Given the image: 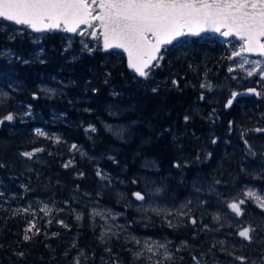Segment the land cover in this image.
Returning <instances> with one entry per match:
<instances>
[{
    "label": "trees",
    "instance_id": "obj_1",
    "mask_svg": "<svg viewBox=\"0 0 264 264\" xmlns=\"http://www.w3.org/2000/svg\"><path fill=\"white\" fill-rule=\"evenodd\" d=\"M23 31L22 49L27 53H22L20 46L17 52L16 41H9L0 32V48L7 45L23 56L22 61H29L11 63L0 58V91L10 93L7 104L0 106V115L7 111L18 113L13 123L0 126V163L5 165L0 168V192L4 193L0 197V264H70L62 238L71 242L75 235L82 250L95 245L89 239L90 209L95 205L118 204L117 193H110L111 189L125 188L126 196L132 198V192L143 191L142 184L147 181L154 189L162 188L160 197L172 203L174 200L182 204L189 199L195 202L197 196L208 201L210 208H201L205 212L203 221H210L211 214L218 209L226 223L218 236H226L224 232L232 220L226 215L233 214L224 201L242 195L246 187L264 189V180L255 178L264 174V157L259 154L264 150V135L246 136L258 153L256 157L245 154L240 139L242 128L255 126L258 117L264 116V98L241 99L228 111L224 104L229 89L216 87L212 97L199 99L201 92H206L199 87L201 82L224 81L221 76L226 75L229 65L225 59L229 55L227 45L208 35L187 38L186 42L170 46L162 67L155 70L152 79L143 81L127 69L121 53L64 51L67 42L77 47L81 38L63 32L29 35L28 30ZM34 39L41 41L37 49L43 52L36 59L28 58ZM172 79L178 81L179 87L171 84ZM10 84L17 90L12 91ZM45 86L51 87L54 94L45 93ZM156 86L159 89L153 93L151 89ZM93 88L98 91L93 93ZM113 92L118 95H112ZM211 98L217 99V108L221 110L212 124L199 120V116L206 118L214 106ZM28 105L31 115H24ZM185 115L190 117L187 124ZM229 121L233 122L231 131L226 127ZM89 125L97 131L85 133L84 128ZM36 129L43 130L48 138L36 136ZM118 130H122L119 136L115 134ZM198 134L201 136L197 137ZM222 134L227 144L223 143ZM55 135L60 143L52 139ZM213 138H217L216 144L212 143ZM73 143L79 151L69 150ZM35 148L45 151L32 160L19 156L20 152ZM81 152L85 155L81 156ZM208 153L212 154L209 159ZM67 159L74 164L64 169L62 165ZM177 162L180 168L173 167ZM97 167L111 177L110 183L96 176ZM133 180L137 183L133 184ZM216 180L221 183L215 184ZM22 184L29 190L21 188ZM194 184L204 191L196 193ZM210 185L222 193V200L208 191ZM37 200L53 207L51 216L42 219L44 214L37 208ZM250 203L245 205L248 216ZM29 205L37 214L40 234L25 243L23 229L33 217L13 215V210ZM75 208L83 216L80 221L68 212ZM255 212L264 221V213L258 209ZM48 219L51 224H45ZM245 219L249 221V217ZM57 220L69 227H61ZM18 252L24 256L19 257ZM183 257L181 264L188 263L190 254L184 253Z\"/></svg>",
    "mask_w": 264,
    "mask_h": 264
},
{
    "label": "snow or ice",
    "instance_id": "obj_2",
    "mask_svg": "<svg viewBox=\"0 0 264 264\" xmlns=\"http://www.w3.org/2000/svg\"><path fill=\"white\" fill-rule=\"evenodd\" d=\"M9 25L14 27H8ZM23 30H28L31 33L44 34L53 31L67 33L70 36H79L83 50L89 54L102 51L105 53L117 50V53H122L127 61V68L134 73L135 77L149 81L153 78L156 69L162 67V62L165 59V53L169 50V46H175L181 42H186L187 38L202 37L206 34H214L223 39L226 45H230L228 49L230 54L225 57L230 64L228 73L232 74L237 71L242 72L243 78L258 77L256 83L259 87H247L242 93L233 90L224 104L225 109L233 106L238 96L247 94L255 96L258 99L264 98V0H0V32H3L9 41L16 38L15 34H23ZM89 41L92 43L90 44ZM235 41L236 43H233ZM70 46V45H69ZM67 51V48L65 49ZM255 57V58H253ZM0 58L12 60L19 59L8 48H0ZM27 64L29 61L24 60ZM44 63V60H40ZM207 75V73H205ZM106 76H110L107 73ZM241 77L231 75V80H238ZM108 83V79L104 80ZM173 86L179 87L176 79L171 80ZM12 91H16L14 85H9ZM199 87L208 92L213 90L211 82H201ZM159 86L153 87L151 90L156 93ZM43 91L52 93L53 89H42ZM93 93L98 89L93 88ZM112 95H118L113 92ZM33 94V99H36ZM204 92H201L199 99L205 100ZM10 99V93L0 91V106L7 104ZM28 111L24 115H31V105H28ZM90 111V109H85ZM215 109L209 114L208 119L212 120L215 116ZM115 115V113H110ZM18 113L7 111L0 115V126L6 122L13 123L17 118ZM190 117L184 116V122L187 124ZM229 131L232 130L233 122H228ZM111 131V127L109 126ZM86 132L95 133V126L89 125ZM264 133V127H254L252 129L241 132L240 139L243 142L245 154L251 157L257 156V151L246 138L248 132ZM122 130L115 132L117 136L121 135ZM35 135L38 137H47L43 130L36 129ZM55 143H60L59 138H52ZM212 143L216 144L217 139L213 138ZM70 151H79L78 145L73 143ZM43 148H35L31 151H23L19 153L20 157L27 160H32L37 153L44 152ZM51 155V153H49ZM81 156L85 153L81 152ZM264 157V150L259 153ZM211 153L208 157L211 158ZM115 162L113 157H108ZM199 159V156L197 157ZM74 161L72 159L63 163L65 169L72 167ZM5 165L0 163V168ZM173 167L180 168L179 162L174 163ZM244 171V169H242ZM82 177L84 174L81 172ZM96 176L101 180L111 182L105 172L99 167L96 169ZM255 178L264 180V174H258ZM137 183L136 180L132 181ZM215 184H220L221 181L216 180ZM25 191H28L26 185H21ZM196 193L204 191L203 188L193 185ZM208 191L216 194L218 199H223L222 193L217 189L209 186ZM162 188L157 187L154 190L148 188L146 191H134L132 197L135 201L140 202L137 205H132L127 202L126 206L136 207L138 212L146 213L153 212L156 215L163 214L166 218L168 227L175 228L177 225L167 217H187V222L192 225L197 224V220L191 215L192 208L195 206L204 208L208 201L197 196L195 202L192 199L173 208H161L155 205L152 197L159 196ZM4 193L0 192V197ZM123 199V197H122ZM248 201H252L260 212L264 213V189H256L255 187H246L242 195L232 197L230 200L224 201L227 209L234 214L235 223L245 215V205ZM67 203V202H66ZM147 205V206H146ZM44 216L52 215L53 209L44 203L39 209ZM63 211V209H59ZM13 215H31L33 219L26 222L23 229V241L25 243L32 240L33 236L40 234V228L36 221V212L32 210L31 205L27 208H18L13 210ZM121 213H114L109 209L98 210L93 208L89 216L95 220L100 217L104 220V230L101 231L99 239L103 242L109 234L119 236V231L125 226L120 224L109 223V220L116 221ZM212 221L219 224L221 216L219 213H212ZM75 219L80 221L83 219L82 214L76 213ZM61 227L68 228L69 226L63 220L56 221ZM48 224L52 223L51 219L47 220ZM264 224V222H262ZM231 227V223L229 224ZM223 227V225H221ZM258 227L249 223L247 226L240 227L235 234L242 241L252 244L257 234ZM205 231H218L219 229H210L207 224L204 225ZM264 230V228H261ZM31 234V235H30ZM53 236L59 233H53ZM129 242L134 245V248L127 249L131 252L132 262L143 261L144 264H176L177 257L174 256L169 248L171 241H158L151 237L141 240L135 236L128 237ZM223 240L217 241V244L223 246ZM216 245H213L215 247ZM72 247H76L75 243ZM191 246L187 241H182L181 246L175 249L179 253ZM243 247V245H242ZM264 248V244H262ZM211 249H209V252ZM105 252L111 254L112 249L106 248ZM19 257H23V252L16 253ZM68 252H65V256ZM201 253L199 256L192 254V264H214V261H205ZM228 255L233 256V259L239 261V264H248V260L242 255H233L229 252ZM83 258V260H82ZM184 257L180 256L179 260L183 261ZM103 260V258H102ZM87 257L83 250L78 251V254L72 258L70 264H86ZM104 264H119L116 258L110 262L104 261ZM251 264H264V255L258 260H252Z\"/></svg>",
    "mask_w": 264,
    "mask_h": 264
},
{
    "label": "rangeland",
    "instance_id": "obj_3",
    "mask_svg": "<svg viewBox=\"0 0 264 264\" xmlns=\"http://www.w3.org/2000/svg\"><path fill=\"white\" fill-rule=\"evenodd\" d=\"M28 33H29V35H35V34H33V33H31L30 31H27ZM23 34H24V31H23ZM23 34H15L16 35V38L14 39V40H12V41H16V51L18 52V49H19V46H20V48L22 49V47H24V36H23ZM22 35V36H21ZM7 37V36H6ZM213 38H215V37H213ZM89 43L91 44L92 42L91 41H89ZM233 43H236L235 41H233ZM42 45V43H41V41L40 40H37V39H34L33 40V45H32V50L28 53V58H40L41 56H42V54H43V52L41 51V49L39 48V49H37L39 46H41ZM70 45V46H69ZM78 47V48H77ZM77 47H75V46H73V45H71V42L69 43V42H67V44L65 45V46H63V49H64V51H65V49L67 48V51H73V50H75L76 52H87V51H84L83 50V46H82V44H81V42H79L78 43V46ZM227 47H228V49L230 48V45H227ZM3 48H8V49H10L11 50V48L9 47V46H3ZM63 51V52H64ZM11 52L12 53H14V55L16 56V57H19V59H12V60H8L7 59V61L8 62H10L11 61V63L12 62H21V64H23V62H22V59H23V56L21 55V54H17L16 52H14V51H12L11 50ZM22 53H27L26 51H25V48H23L22 49ZM229 54H230V52H229ZM66 56V55H65ZM253 58H255V57H253ZM229 64H230V62H229ZM229 66V65H228ZM228 69V68H227ZM231 75H236L237 77H241L240 79H238V80H231L230 79V76ZM243 73L242 72H239V71H237V72H235V73H232V74H229L228 73V71H226V75L225 76H221L223 79H224V81H222L221 83H216V84H214V83H212L213 84V90L211 91V92H208L207 90H206V92H204V94H205V96L206 95H209V96H211L212 95V93H213V91H216V87H222V88H226V89H229L230 90V92H229V94H228V97L230 96V93H231V91H233V90H237V91H240V90H243V89H246L247 87H259V85L256 83V81L258 80V77H254V78H243ZM45 88H47V89H51V87H49V86H45V87H42V89H45ZM45 93H47V94H54V92H52V93H49V92H46V91H44ZM212 97V96H211ZM227 97V98H228ZM226 98V99H227ZM225 99V100H226ZM249 99H251V98H249ZM211 101H212V104L214 105V106H212V107H210V109H209V114L212 112V109H215L216 110V112H215V116L213 117V119L212 120H210V119H208V117H209V115L206 117V118H202L201 116H199V120H203V122L204 123H206V122H209V123H214L215 121H217V116H218V113L221 111V110H219L217 107H219L218 106V101H217V99H212L211 98ZM216 106V107H215ZM226 127H227V129H228V131H229V127H228V124L226 125ZM254 127H264V116H259L258 117V121L256 122V124H255V126L253 125L252 127H250V128H242L241 130H240V132H243V131H245V130H248V129H252V128H254ZM87 127H85L84 128V131H85V129H86ZM85 133H87V134H89V132H86L85 131ZM249 134L251 133H253L254 135H264V133H255V132H251V131H249L248 132ZM228 134H229V132H228ZM224 135L225 134H222V137H223V139H224V141H223V143H225V144H227V141L225 140V137H224ZM248 135V134H247ZM201 135L200 134H198V136L197 137H200ZM57 137V135H55L54 136V138H56ZM195 139H198V138H195ZM217 139V138H216ZM243 144V143H242ZM201 145H202V141H201ZM217 146V145H216ZM201 155V153L200 152H198V154L197 155ZM207 158L209 159V157L207 156ZM68 160H70V159H67V160H65L64 161V163L65 162H67ZM62 168H64L63 167V165H62ZM65 169V168H64ZM148 188H151V189H153L152 188V185L150 186L149 184H148V181L147 182H145L144 184H142V189H143V191H146ZM154 190V189H153ZM115 197L118 199V202L119 203H122L123 201L122 200H120L119 199V197H120V195H119V193H117V195H115ZM152 199L155 201V205L156 206H159V207H161V208H173V207H179L180 206V203H175L174 202V200H173V203L171 202V200L170 199H166L165 200V198H161L160 197V195L159 196H156V197H152ZM127 202H131V204L132 205H137V204H139L140 202H137V201H135L134 199H129V200H127L126 202H124L123 204H120L121 205V211H119L122 215H120L119 216V218L116 220V221H111V220H109V223H114V224H120V225H122V226H125L124 228H123V231H125V230H127V232H128V237L129 236H135V237H137L138 239H141V240H144V239H147V238H149V237H151L152 239H154V240H158L156 237L157 236H155V237H152V236H149V235H139V234H136V230L137 229H144V228H150V229H154L155 230V228L156 227H161V226H163V225H166L167 223H166V218H165V216L163 215V214H161V215H156V214H154L153 212H151V211H149V212H146V213H141V212H138L137 211V209H136V207H134V206H126V203ZM171 204H170V203ZM251 203H252V205H251V203L248 205V209H250L251 211H250V216H249V223H252V225L253 224H258L257 226H261V227H258V229H261V228H264V224H262V222L263 221H261V220H263L262 218H259L258 217V215H256L255 213H257V212H255V209H258V208H256L255 207V205H254V203L252 202V201H250ZM36 203L40 206V207H42L43 206V202L42 201H39V200H37L36 201ZM176 204V205H175ZM178 204V205H177ZM169 205V206H168ZM147 206V205H146ZM40 207H37L38 209H40ZM88 207H91V205H88ZM50 208H53V207H50ZM93 208H97L98 210H105V209H109V208H107V207H101V206H98V205H95ZM93 208H91L90 209V211L93 209ZM199 208L198 207H196V210H198ZM76 210H78L77 208H75V210H72V209H70L68 212H69V214L72 216V217H74L75 218V215H76V213H79V211H76ZM110 210V209H109ZM259 210V209H258ZM112 212H114V213H119V212H116V211H114V210H111ZM254 211V212H253ZM217 213V212H216ZM245 214H247V212L245 213ZM248 215V214H247ZM229 219L231 218V214H227L226 215ZM47 217L46 216H43L42 217V219H46ZM121 218H124V219H127V221H124L123 223H121L122 222V220H121ZM173 218V219H172ZM167 219L168 220H172L173 221V223L174 224H181L183 221H181L180 222V217H167ZM90 221H91V224L94 226V227H96L97 228V230H95V233L98 235V236H100V233H101V231H103L104 230V227H105V225H104V221H103V219H101L100 217H96L95 218V220H93L92 218H90L89 219ZM102 221V222H101ZM158 221V222H157ZM47 223V220H46V222H45V224ZM132 223H135V224H137L136 226L135 225H133ZM208 224H209V227H210V229H219L218 231H209V234H206V235H204V236H202V237H204V239H201L202 237H200V241L199 242H195L196 240H195V238H196V236L199 234H190L188 231L186 232V236H185V239H183V240H181V242L182 241H187L188 242V244L191 246L190 248H187V249H185V250H183V251H181V252H184L185 251V253H189L190 254V260H189V262H188V264H192V262H191V255L192 254H195V255H197V256H199L202 252H201V250H205V248H206V246H213V245H216L215 246V248H217V249H219V250H221L222 249V247L225 245V243H224V245L223 246H221V245H219V244H216V242L217 241H219V240H221L222 238H225V235H223V236H218V233H220V231H221V227H219V226H221V225H223V224H226L224 221H220V224H217V223H214L212 220H210V221H208L207 222ZM248 224V223H247ZM128 227L131 229H128ZM177 228V229H176ZM176 228H173V230L174 231H180L181 229H180V227H179V225H177L176 226ZM183 228V227H182ZM198 230V228L196 227V226H194L193 228H192V231H193V233L194 232H196ZM113 231H119V229H113ZM263 232H264V230H262ZM119 233H120V231H119ZM226 234V233H225ZM120 235V237L118 236H109V237H105V239H104V241H109L112 237H115V238H117V239H122V241H123V245H129V246H132V248H134V245L131 243V242H129V240H128V237H125L124 235H122V234H119ZM72 237V236H71ZM208 240H207V239ZM71 239V238H70ZM189 239L191 240V241H189ZM209 239L211 240V242H209ZM99 241H101L100 239H98ZM195 240V241H194ZM224 242L226 241L225 239H222ZM104 241H103V243H104ZM158 241H160V240H158ZM171 241V244L169 245V248L172 250V252H175V249L177 248V247H180L178 244L176 245V242H177V239L176 238H172V240H170ZM173 241H176V242H173ZM195 242V243H194ZM75 243V245H76V247L74 248V247H72V245ZM62 247H63V249L64 250H67V252L69 253L71 250L72 251H74V254L70 257V258H68L66 261L67 262H70L71 260H72V258L73 257H75L76 256V254H78V250L80 249V247L78 246V243H77V239H76V237H75V235H74V239L71 241V242H69L68 241V239H63L62 238ZM227 246H228V244H227ZM198 250H200V251H198ZM184 254V253H183ZM132 257V255H131V252H129V257ZM178 259H179V257L176 259V264H178ZM82 260H83V258H82Z\"/></svg>",
    "mask_w": 264,
    "mask_h": 264
},
{
    "label": "flooded vegetation",
    "instance_id": "obj_4",
    "mask_svg": "<svg viewBox=\"0 0 264 264\" xmlns=\"http://www.w3.org/2000/svg\"><path fill=\"white\" fill-rule=\"evenodd\" d=\"M115 190L111 189L109 192L110 193H114V192L119 193V195H120L119 199L122 200L123 202L118 203V204H114V205H108V206H106L104 204L103 207H107L110 210H114L116 212H119V211H121V205L120 204H123L124 202H126L130 198L129 197L125 198V197H127L125 194V191H124L125 188H115ZM121 192H123V193L121 194ZM122 197H123V199H122ZM115 199L118 201V199L116 197H115ZM131 199H134V198L132 197ZM206 206L210 208V203H207ZM196 207L197 206H195V203H194L193 208H192V213H191V215L197 220V224L195 226L198 228V230L194 233L192 231V228L194 226L191 223L187 222V217H184V218L179 219L180 222L183 221L181 224H179V223L176 224V225H179V227L181 229L180 231H174L173 228L168 227V224H166V225H163L161 227H156L155 230L150 229V228H144V229L139 228L136 230V234L149 235L152 237L157 236L156 238L158 240H160L161 242L170 241V240H172V238H176L177 242L176 241H173V242H176V245L178 244L179 246L181 245V240L185 239L187 231L190 234H198L199 233L200 236L197 235L195 239H197L198 237H202L203 235L209 234V231L203 230L205 224H207L209 226V224L207 223L208 221L207 222H205V220L203 221L205 212L203 209H201L199 207H198L199 209L196 210ZM216 212L218 213V209L216 211H213V213H216ZM193 214H195V215H193ZM246 217H249V216L247 214H245L243 217L240 218L239 221H236L235 226L229 227V225H228V227L226 228L227 230H225V232H224V233H226V236H225V238H223L226 240L225 245L222 247L221 250H219L213 246H206L205 250H201L202 253H205V255L203 256V259L205 261H214V264H239V261L234 260L233 256L228 255V253L231 252V253H233V255L245 256L248 260V264H251L252 260H258L262 255H264V248H262V244H264V232L261 229H258L257 234H255V238H254V241L252 244H248L246 241H242L238 237V235L235 234V232L238 228L247 226L249 224V221L245 219ZM230 219H232L231 220V224H232L233 223L232 221L235 220L234 214L231 216ZM121 220H122L121 223H123L124 221H127V219H124V218H121ZM198 220H199V223H198ZM211 220H212V218H211ZM132 224L135 226L137 225L135 223H132ZM89 225L90 226L88 228L91 230V232L93 231L92 235H91V237H89V239H93L95 241V245H91V246L87 245L86 247H88V249H85L86 247L83 248V251L85 252V255L87 257L86 264H104V261L110 262L113 258H116L119 261V264H131L132 257L131 256L129 257V251H127V249L132 248V246L123 245L122 239H117L115 237H112L109 241H104V243H103L102 241L98 240L99 236L95 233V230H97V228L91 224V221H90ZM257 225L258 224H253L254 227ZM163 228H165L167 230H162ZM128 229H130V228L128 227ZM119 231H120V234L124 235L125 237H128L127 230L123 231V230L119 229ZM109 236H111V234H109ZM119 237H120V235H119ZM87 242H88V238H87L86 234L84 233V243H87ZM227 244H228V246H227ZM242 245H243V247H242ZM106 248H111L112 253L109 254V253L105 252ZM209 249H211L210 252H209ZM80 250H82V249L80 248L78 251H80ZM183 253H185V251L179 252V253L173 252L174 256L177 258L180 256H183L184 255ZM73 254H74V251L71 250L69 252L68 258H70ZM102 258H103V260H102ZM180 261L181 260L178 259V264H181ZM136 264H144V262L143 261H137ZM185 264H188V263H185Z\"/></svg>",
    "mask_w": 264,
    "mask_h": 264
},
{
    "label": "water",
    "instance_id": "obj_5",
    "mask_svg": "<svg viewBox=\"0 0 264 264\" xmlns=\"http://www.w3.org/2000/svg\"><path fill=\"white\" fill-rule=\"evenodd\" d=\"M58 31H53V33H56ZM33 34H37V33H33ZM66 35L70 36L69 34L65 33ZM206 35H209L211 37H217L216 35L214 34H206ZM193 38H198V37H193ZM221 40L223 41V39L221 38ZM112 52H117V50H113ZM122 54V53H121ZM125 61H126V58H125ZM126 66H127V61H126ZM128 69V68H127ZM134 74V73H133ZM246 89H243V90H240V92L244 93ZM250 97H255V96H250V95H247V94H244V95H241V96H238L237 97V100L233 103L235 104L239 99L241 98H250ZM226 103V102H225ZM225 110H228V109H225Z\"/></svg>",
    "mask_w": 264,
    "mask_h": 264
},
{
    "label": "bare ground",
    "instance_id": "obj_6",
    "mask_svg": "<svg viewBox=\"0 0 264 264\" xmlns=\"http://www.w3.org/2000/svg\"><path fill=\"white\" fill-rule=\"evenodd\" d=\"M212 124V123H211ZM115 127V126H114ZM119 128H121V127H119ZM116 174V173H115ZM117 175V174H116ZM113 177V176H112ZM114 177H116V176H114ZM137 177V176H136ZM113 180H115L114 178H113ZM143 180V179H142ZM119 187V186H118ZM129 188V187H128ZM128 188H126V189H128ZM131 188V187H130ZM133 188V187H132ZM136 189V188H135ZM154 189V188H153ZM115 190V189H114ZM116 191V190H115ZM125 191V190H124ZM123 191V192H124ZM134 191V190H133ZM123 192H121V194L123 193ZM126 192H127V190H126ZM130 192V191H129ZM125 198H128V197H125ZM131 199V198H130ZM165 200H166V198H165ZM170 203V202H169ZM171 204V203H170ZM176 205V204H175ZM178 205V204H177ZM169 206V205H168ZM173 219V218H172ZM89 221V220H88ZM104 221V220H103ZM102 222V221H101ZM158 222V221H157ZM198 223H199V220H198ZM203 224V223H202ZM194 226V225H193ZM93 232V231H92ZM119 246V245H118ZM121 248V247H120ZM77 255V254H76Z\"/></svg>",
    "mask_w": 264,
    "mask_h": 264
}]
</instances>
